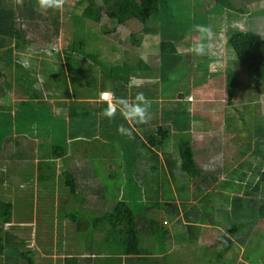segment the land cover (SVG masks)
<instances>
[{
	"label": "rangeland",
	"instance_id": "rangeland-1",
	"mask_svg": "<svg viewBox=\"0 0 264 264\" xmlns=\"http://www.w3.org/2000/svg\"><path fill=\"white\" fill-rule=\"evenodd\" d=\"M13 1L17 6L22 2V0ZM76 1H39L38 12L44 13V15L48 14L50 19L47 24L41 23L34 32L36 33L35 38L40 36V42L34 41L28 44L32 47L40 45L42 47L41 56H44L46 52L49 53L50 64L47 67H42L44 71L41 67L37 72L34 70L32 77L29 75V83H33L41 91L42 98L48 106L57 111H60V107L56 105V100L60 98L71 100L75 89L79 91V95L87 97V105L92 109L100 107L104 101H107L108 104L112 103L115 107L117 98H126L132 102L137 93L143 92L145 97L151 101L147 118L142 121H147L148 125L146 128H135V119L125 118L131 124L130 127H127V124L125 126L133 135L132 141L128 140L127 135L121 134V131L119 135L105 136L106 127L105 130H101L102 134L98 137V134L94 133L96 130L93 129L92 134L85 135L83 139H70L66 152V157L69 159L67 170L75 172L79 169H86L84 174L78 176L75 194H70V191L71 185H74L76 181L62 175L61 158L34 159L31 156L36 152L32 151V146L38 145L39 138H30L23 134L7 137L4 141V148L7 151L5 159L7 170L10 172L11 169L8 165H12V160L16 159L15 161H17L21 158L25 160L24 163L31 164L33 161V166L37 168L34 177L30 180L21 175L14 178L10 173L7 181L0 185V197L17 204L12 220L13 230L26 238L28 248L36 251L38 264H63V258L67 252L71 250L74 252L75 248H78V243L80 244L82 241H85L86 245L93 249L98 245V248L101 247L100 252H104L103 240L106 233L101 230L96 232L90 240L91 242L88 238L78 236L79 230L76 223H73L70 218L60 217L61 205L65 202L63 200H66V209L78 210L85 218L88 216L87 221L89 222L93 216H101L104 212L113 210L118 201L116 197L121 192L119 190L120 178L124 177L129 181L125 190V200L133 207L138 206L137 211L140 210L137 212L136 220L139 223L141 248L157 254L154 257L161 256L160 259L164 260V264H264V224H262V219L261 222L259 219L261 217L260 208L254 202L255 199L264 202V186L261 191L252 190L264 167V144L258 151L255 140H250L259 125L264 123V83L252 81L253 79L251 80L242 64H240V68L236 69L237 57L233 62L234 65L227 69L229 62L228 56H226L225 30L226 24L232 26V24L240 22L235 19V14L233 13V17L229 18V22L226 21V17L221 20L222 16L220 20H216L217 23L212 22L207 25L208 31H211L209 44H203V41L197 44L199 38L191 35L190 30L184 29L183 33L187 37L182 41H177L179 51L183 53L181 61L164 68L161 52L137 48L128 40V35L131 32L141 29L142 25L137 22L116 27L106 18L99 25L86 21V27L78 22L75 28V25L72 24V16L77 14L76 12L80 13V10L75 12ZM244 1L246 2V0H240L239 3L238 0H233L236 4L239 3L242 8L244 5L241 2ZM197 2L206 9H212L214 4L210 0L189 1L190 4ZM179 4L181 5L180 10H182L183 4L181 2ZM263 7L264 0H252L246 11L253 12ZM200 8L204 10L203 7ZM49 9H52L54 13L50 14ZM55 13L60 19L58 33L53 30L55 24L52 21ZM221 15L223 14L220 13L219 16ZM212 26H219V32L212 31ZM75 30L79 32L77 35L79 39L84 37L89 42L88 47L96 46L102 49V58L111 61L131 59L135 62L140 57H146L154 68L148 72L149 74L134 72L131 76L130 89L124 97H118L108 91L111 95L107 99L101 94L100 97L93 98L87 92L89 89L92 92H100L95 88L93 80L101 81L103 79L102 71L95 66L93 71H97V75L93 77L90 74L92 63L86 57L80 58L79 54L76 56L81 59L83 64H77V66H73V70H69L68 62L64 58L65 53L61 52L62 48L71 44V35ZM207 41L208 39L205 40V42ZM9 44L10 42L6 46L15 45L14 41ZM199 45H203V51H200L201 57L197 54ZM52 48L60 51L59 59H56L57 54L50 53ZM24 49L27 48L24 47ZM24 49L21 52H24ZM3 50H7V48ZM15 51L20 50L15 48ZM1 55L2 52H0ZM1 57L0 63L4 66L3 69L13 67L11 69L13 88L8 89L1 84L0 114H14L19 106L18 96L12 100L11 96H5L2 92L8 91L11 94L15 90L17 76H22V71L20 73V70L17 69V62H21V60L14 59L16 62L13 60L8 66L6 62L8 57L6 59L3 57L1 59ZM200 60L204 61L203 65L202 63L198 64ZM37 61L32 59L26 64L37 65ZM26 68L29 69L30 65ZM87 70H89L88 73ZM228 73L235 77V82L238 85L236 86L237 93L232 100H229L226 86ZM92 92L90 91V93ZM173 110H177L178 116L181 115V118L183 117L181 113L186 110L191 116L200 117L190 119L192 129L187 133L192 136L196 161L204 171L220 173L217 183L211 185L202 194L196 193L194 190L196 186H201V183L199 181L190 182L193 180V176L181 173L183 171L180 167L179 144L182 133L180 134L172 122L173 114L170 112ZM93 116L86 118L88 119L87 126L86 128L82 126L83 128L80 129L82 133L91 129ZM156 123H162L173 131L172 136L165 140L162 147L154 148L158 152L159 158L158 155L150 154L147 147H143L142 142L140 143V139L147 142V137L155 133ZM243 126L246 134L241 132ZM79 128L80 126L74 127L77 131ZM123 128L125 129V127ZM135 134L140 136L139 140L135 138ZM248 134L249 138H247ZM32 141L34 144L31 145ZM18 151L23 155L13 158L12 154ZM30 156L32 159L28 158ZM169 157L174 160L176 175L160 177L162 168L169 171L167 164ZM106 162L111 166L108 167ZM154 162L158 164V169L153 168ZM121 165L123 173L119 177L114 175L116 179H112L110 171L117 170L118 173ZM23 167L25 171L30 169V166ZM254 167H258L259 171L254 170ZM233 174H235V178L231 179ZM147 175L151 177V183H147ZM5 176H8L7 171H5ZM239 177L243 180L240 181ZM141 178L146 179V182L143 183ZM67 182H70L71 185ZM189 182L193 198L190 199V204H185L182 201V194L183 196L187 194L186 189ZM134 184H137L138 188L133 189L132 193L138 196L139 202L130 194L128 195L130 186ZM158 189L161 190L158 193L155 192ZM105 192L108 197L102 196V194L105 195ZM197 194L199 195L195 196ZM181 201L184 203L183 206L189 210L185 220L191 219L193 224L198 225L193 226L195 230L193 228L185 240V226L182 220L178 221V224H182L177 226L176 236L169 238L163 245L157 243L155 241L156 234L150 228L151 214L153 211L161 213L162 208L164 211L161 213V218H165L167 222L165 226L170 227L175 222L178 212L174 211L173 214L166 208L172 209L177 205L183 207ZM156 202H160V204L158 206L147 204L154 205ZM193 204L196 206L191 210ZM253 220L257 224L254 225L253 231L250 233L248 232L250 229L248 222H253ZM236 221L246 222L247 226L240 227V230L237 228L233 232L236 238L246 241L227 243V241H237L230 232ZM9 225L11 224L7 226L9 227ZM89 225L87 224V227ZM173 228L175 229V227ZM226 236L231 239H225ZM81 251L83 254L88 253L85 249H81ZM162 251L166 253L161 255ZM0 260L3 264H13V262H6V257L0 258ZM120 263L136 264V260L128 258L127 261L121 260Z\"/></svg>",
	"mask_w": 264,
	"mask_h": 264
},
{
	"label": "trees",
	"instance_id": "trees-1",
	"mask_svg": "<svg viewBox=\"0 0 264 264\" xmlns=\"http://www.w3.org/2000/svg\"><path fill=\"white\" fill-rule=\"evenodd\" d=\"M39 1L40 0H22L21 4L17 6L13 0H0V52H2L1 56L4 59L8 57L6 60L8 66L14 59L17 61V59L23 56L21 51L24 47L27 48L24 49L26 52H38L40 56L42 54V51H40L42 47H40V45L32 47V45L28 44L34 41L40 42V36L35 38L36 33L34 32L40 27L41 23H43V25L45 23L47 24L48 19H50V17L47 16L48 14L44 15V13L38 12L37 6ZM189 1L190 0H77L75 12L80 10V13L76 12L77 14L72 16V24L75 25V28L78 22L82 23L83 27H86V21L99 25L102 24L106 18L113 22L116 27L125 26L131 22H137L142 25V27L139 31L131 32L128 35V40L137 48L161 52V59L165 68L178 64L182 59L183 53L179 51L177 41H182L187 37V35L183 33L184 29L190 30L192 32L191 35L199 38V41L196 42L197 44L202 43V41L203 44H209L211 42L209 39L211 31L201 32L198 31L195 26L201 25L208 29L207 25L209 23H215L216 20H220L222 16L223 19L221 20H224L226 17V21L229 22V18H232L234 13L235 19L240 22H236L232 24V26H227L228 24H226V56H228L229 62L227 69H230V67L234 65L233 62L237 57L235 63L236 69L240 68L239 66L242 64L246 68L251 80L253 79L252 81L264 83V31L262 32V29L264 30V7L249 12L246 10H248V6L252 0L241 2L244 5L243 8L239 4L240 0H238L239 3L237 4L233 2V0H210L214 3L213 7L212 9H206L198 2L190 4ZM180 2L183 4L182 10L179 8L181 7L179 4ZM200 7H203L204 10ZM197 8L198 10H196ZM49 11H51L50 14L54 13L52 9H49ZM220 13L223 15L219 16ZM52 22L55 24V28L53 29L54 32L58 33L60 26L58 14L55 13ZM221 24H223V21H221ZM261 25L263 26L262 29ZM218 27L219 26H212V31H216V33L219 32ZM114 29L117 30V28ZM78 34L79 32L77 30L72 33L71 44L62 48L61 52L64 51L65 53L64 58L68 62L69 70H73V66H77V64H83L80 58L86 57V59L92 63L90 74H92L93 77L97 75V71H93L95 66L102 71L103 79L99 82L93 80L95 88L100 92L110 91L118 97H124L130 89L131 76L134 72L138 71L149 74L148 72L152 71L151 69L154 68L153 64L151 65L146 57H140L135 62L131 59L111 61L102 58V49L96 46L92 48L88 47L87 45H89V42L84 37L79 39L77 37ZM207 39L209 42H205ZM13 41L15 45L12 46L10 44ZM9 42L10 47L6 46ZM6 48L7 50H3ZM15 48L20 51L16 52L14 50ZM51 52L53 55H58L56 59L60 58V51L52 48V51L50 50V53ZM48 54L49 53L46 52V54L44 56L42 55L41 59L37 61L38 68L41 67L42 69V67H47V65L50 64V55ZM76 54H79L80 58L76 56ZM197 54L199 57L202 56L200 51ZM15 60L14 62H16ZM199 63L203 65L204 61L200 60L198 64ZM18 66L20 68L17 67V69L20 70V73L22 71V76H17V84H15L18 89V96H23L28 99H21L19 101V106L14 117L10 113L4 114V118L0 116V119L3 120V122L0 120V150L5 137L8 136L9 133H12L13 130H16L21 133H29L34 138H39L41 141L40 145L47 149L45 151L46 157L59 158L66 153V141L75 134L74 124L76 121H83V125L86 128L88 120L86 118L94 115L92 118L93 128L87 129L86 133H83V136L91 135L93 129L97 130L99 119L106 125L113 124L117 127L118 123H121V126H125L126 124L127 127L130 126L129 123L125 121V117L120 114L118 108L112 118L105 116L104 110L109 105L107 101H104L100 107L92 109V107L87 105V100L77 101L75 99H59L56 100V105L61 108V111L57 112L56 109L48 106L46 101L42 98L41 91H39L33 83H29V72L21 67L20 62ZM3 68L4 66L0 63V83H2L5 88L12 89L13 74L11 69L13 67L9 69ZM198 69H200V66H198ZM42 71L44 70L42 69ZM88 71L89 70H87V73ZM60 75L62 74L60 73ZM227 80L226 86L228 96L229 100H232L237 93L236 86L238 85L235 82V77L231 73L227 74ZM139 89L141 90L143 88ZM90 91L92 92L91 89L87 92L89 96L93 98L100 97V92L90 93ZM176 114L177 110L175 111L174 122L176 127L180 129L191 127V118H200L196 117V115L191 116L187 110L181 113L183 115L182 118L181 115L178 116ZM242 131L246 134L244 126L241 129V132ZM94 133L96 132L94 131ZM155 133L150 134L148 142H142V146L147 147L148 151L153 156L158 155L159 157L158 152H156L154 148L161 147L172 132L165 126H159L158 131ZM159 135H161V137H159ZM109 136L115 135L111 134L108 135V137ZM247 138H249V134ZM251 139L255 140V146H257V149H259L258 151H260V146L264 144V123L259 125L257 130L251 135L250 140ZM117 144H119V142H117ZM105 146L108 147V145ZM179 155L181 158L180 167L183 173L193 176V180H190V182L199 181L201 183V186H196V189H194L196 193L202 194L211 185L217 183L220 173L215 174L211 171H204L198 164L195 158L192 137L187 133L181 134ZM167 162L169 167L174 169V160L171 157L167 159ZM253 169L259 171L258 167H254ZM19 171V174L26 178H28V176L30 177L32 174L30 170L25 171L23 166L20 167ZM63 174L71 179L74 176L73 172L68 170H65ZM235 174H233L231 179L235 178ZM8 178V176H5L3 167L0 164V185L4 184ZM239 178L240 181L243 180L241 177ZM190 182L187 185V194L185 196L182 194V201L185 204H190V199L193 198ZM67 183L71 185L70 182ZM135 185L137 186V184ZM262 186H264V167L257 181H255L252 190L261 191ZM70 192L75 193V184L71 185ZM131 194V196L137 200L138 196H135L132 192ZM63 201L65 202L61 205L59 215L60 217L70 218L73 223H76L77 229L79 230L78 236L88 238L90 241L95 236L96 232L101 230L106 233L105 239L103 240L104 252H100L101 247L98 248V245L93 249L86 245L85 241H82L80 244L78 243V248H75L74 252L72 250L67 252V255L63 258V264H121L120 262L124 260V257L130 260H136V264H164V260L160 259L161 256L149 257V255L145 254L153 255L154 253L150 250L141 248L139 223L136 220V217H138L137 212L140 211H137L138 206L133 207L126 200H119L113 210L101 216H93L88 222V216L85 218L78 210L66 209L67 201ZM183 202L182 206L184 204ZM254 202L258 205L257 207L260 208L261 217H259V219L260 222L262 219V224H264V202L258 199H255ZM147 204L150 206H158L160 202H156L154 205ZM178 206L179 205L174 206L172 209L179 213L180 207ZM195 206L196 204H193L191 210L194 209ZM16 207L17 204L6 201L0 197V258L6 257V262H13V264H38L36 251L28 248L26 238L13 230L14 227L12 226H14V224L12 220ZM182 208L184 214L181 216V220L182 218L185 219V216L189 212L184 206ZM166 209L171 212L170 208ZM163 211L164 210L161 209L162 213ZM150 222V228L152 232L156 234L157 243L163 245L170 235L169 227H166L164 223L155 218H152ZM248 223V227L250 228L248 232L251 233L257 222L253 220V222L250 221ZM8 224L11 225L8 227ZM87 224L90 225L87 227ZM195 225L198 224H193L191 219H187L185 240L187 236L190 235ZM242 226H247L246 222L242 223L241 221H236L230 229L232 236H234V230H237V228L240 230ZM234 238L236 237L234 236ZM225 239L230 240L231 238L226 236ZM236 239L237 241H227V243H242V241H246L244 239ZM100 245H102V243H100ZM81 249L87 250L88 253L83 254ZM117 259H119V261H116ZM0 264H3L1 260Z\"/></svg>",
	"mask_w": 264,
	"mask_h": 264
},
{
	"label": "crops",
	"instance_id": "crops-1",
	"mask_svg": "<svg viewBox=\"0 0 264 264\" xmlns=\"http://www.w3.org/2000/svg\"><path fill=\"white\" fill-rule=\"evenodd\" d=\"M15 50V49H14ZM22 54H23V56L22 57H20L19 58V60H21V62H20V64H21V67L25 70V71H27V72H29V74H30V76H32V74L34 73L33 71L35 70L36 72L38 71V66L37 65H34V64H32V63H30V64H26V62H28V61H30V60H39V59H41V56L39 55V53L38 52H26V51H24V52H21ZM19 64V62H17V65ZM28 65H30V68L29 69H27L26 67L28 66ZM18 68H20L19 66H17ZM21 68V69H22ZM1 84L2 83H0V88H1ZM2 86H3V84H2ZM4 87V86H3ZM9 89H11V88H9ZM28 91H29V89H28ZM1 93V92H0ZM3 94H5V96L7 95V96H11L12 97V100H15V98H17V96H18V91H17V87H16V85H15V90L14 91H12V93L10 94V93H8V91H6V93L5 92H2ZM79 93V91L77 90V89H75V92H74V94H73V98H72V100H77V101H84V100H87V97H84L83 95H79L78 94ZM1 95V94H0ZM21 97H23V96H18V100H17V102L19 103V101L21 100V99H28V98H26V97H24V98H21ZM61 100H62V98H60ZM60 111H61V108H60ZM60 111H57V112H60ZM174 111V112H173ZM172 111V116H171V118H172V122L174 123V125H175V122H174V115H175V111L176 110H173ZM11 114V113H10ZM16 113H14V114H11L13 117H14V115H15ZM179 113H178V111H177V114L176 115H178ZM0 116L2 117V118H4L3 116H5L3 113L2 114H0ZM1 120V122H3V120L2 119H0ZM102 120L101 119H99V121H98V123H97V130L95 131L96 133L95 134H98L97 135V137L100 135V134H102L101 133V130L103 131V130H105V127H106V131L104 132V135L105 136H108V135H111V134H113V135H119V133H121L119 130H117V129H120L121 127H125V129H126V126H121V123H118V125H117V127H115V125H113V124H110V125H106V124H103L102 122H101ZM125 121L126 122H128L126 119H125ZM135 121H136V126H135V128H142V127H145L146 128V126L148 125V122L147 121H145V122H142V121H140L139 119L138 120H136L135 119ZM125 122V123H126ZM124 123V122H123ZM129 123V125H131L130 124V122H128ZM162 123H156V129L154 130V132H156V131H158V128H159V126H165L164 124H162ZM192 125V124H191ZM75 126H80V128H79V130L77 131L76 129H74V131H75V134H74V136L73 137H70L67 141H66V144H65V146H66V152H67V146H68V142L70 141V139H75V140H77V139H83L84 138V136H83V133L80 131V129L81 128H83L84 127V125H83V121H76V123L74 124V127ZM83 126V127H82ZM130 127V126H129ZM175 128H177V130L180 132V134L181 133H188V131H190L192 128L191 127H188V128H185V129H180V128H178V127H176V125H175ZM71 129V128H70ZM147 130V129H146ZM172 133H173V131H171ZM109 133V134H108ZM172 133H171V135L170 136H172ZM28 135L30 138H33L29 133H25V132H23V133H21V132H17L16 130H13V132L12 133H9V135L8 136H6L5 137V139L7 138V137H11V136H16V135ZM121 134H123V133H121ZM127 138H128V140H131L132 141V138H133V135L131 134V136H129L128 137V135L126 136ZM190 137H192V136H190ZM135 138L137 139V140H139V138H140V136L139 135H137V134H135ZM5 139L3 140V144H2V148H1V150H0V164H1V166L3 167V172H5V171H7V174H8V177H10V173H11V175L15 178V177H18L20 174H19V169H20V167H22V166H30V171L32 172V174H31V176L29 177L28 176V180H30V178H32V177H34V174H35V170L37 169L35 166H33V161H32V163L30 164V163H24V159H18L17 161H15L16 159H14V160H12V165H8L9 167H10V172L7 170V166L5 165V159H6V157H7V151H6V149L4 148V141H5ZM40 141V140H39ZM41 142V141H40ZM40 142L38 143V145L36 146V147H34V145L32 146V151L33 150H35L36 152L33 154V155H31V156H33V158L34 159H38V158H41V157H43V158H49V157H46V155H45V151L47 150V149H45V147H43V146H41L40 145ZM141 142H144V141H141V139H140V143ZM147 142H148V137H147ZM147 142H145V143H147ZM32 144H34L33 143V141H32V143H31V145ZM121 144V143H120ZM142 144V143H141ZM162 147V146H161ZM44 148V149H43ZM155 148H158V147H155ZM4 149H5V153H4ZM45 150V151H44ZM66 154L67 153H65V155L64 156H62V157H59V158H61L62 159V165L60 166V170H61V173H62V175L64 176V171L66 170L67 171V169H68V161H69V159L66 157ZM19 155H23L22 153H20L19 154V151L18 152H16V153H13L12 154V156H13V158H16V156H19ZM28 157V158H30V159H32V157ZM152 157V156H151ZM150 157V158H151ZM159 158V157H158ZM56 159H58V158H56ZM55 159V160H56ZM152 159V158H151ZM20 160V161H19ZM106 164H107V166L108 167H110L111 166V164H109V163H107L106 162ZM167 164H168V162H167ZM153 168H157L158 169V164H156V162H154V167ZM156 169V170H157ZM168 169H169V171H167V170H165L164 168H162V170H161V172H160V174H159V176L160 177H162V176H164V175H168L169 177H173V175L175 174L176 175V173H175V171H174V169H171L170 167H169V165H168ZM29 170H27V171H29ZM81 170H83L82 172H81ZM108 170V169H107ZM68 171H70V172H73V174H74V176L72 177V179H74L76 182H75V193H76V188H77V179H78V176L79 175H81V174H84V172L86 171V169L85 168H83V169H79V170H77V171H72V170H68ZM170 172H171V174H170ZM123 173V171H122V165H121V169H120V171L117 173V170H115V171H110V175H112V176H110L112 179H116V178H114V177H116V176H114V175H117L118 177H119V175H121ZM182 174H183V172H181ZM143 177V176H142ZM121 179V181H120V188H119V190H121V192H120V194L116 197V198H118V201L120 200H125V197H126V194H125V190H126V188H127V185H128V178H124V177H122V178H120ZM140 179V178H139ZM138 179V181L141 183V181L143 182V183H145L146 181V179H143V178H141V181ZM150 180H151V182H152V179H151V177L149 176V175H147V183H151L150 182ZM122 183V184H121ZM138 187V185L136 186L135 184L134 185H131L130 186V188H129V193H128V195L130 194V195H132L131 194V192H133V189H135V188H137ZM103 189H105V188H103ZM161 189H158V190H155V192H159ZM75 193H71L70 192V194H75ZM102 196H105V197H108V195H107V192H105V195L104 194H102ZM120 197V198H119ZM117 201V202H118ZM127 201V200H126ZM116 202V203H117ZM178 207H180V206H178ZM162 209V208H161ZM106 212H108V211H106ZM106 212H104V213H106ZM103 213V214H104ZM162 213V212H161ZM161 213H158V212H155V211H153V214H151V218L150 219H152V218H155V219H158L159 221H161L162 223H164V224H166V219L165 218H161L162 217V214ZM171 213H173L174 214V210L173 209H171ZM183 214H184V211H183V208L182 207H180V212L178 213V214H176V217H175V222H173L172 224H171V226L169 227V229H170V235H169V237H167V239L165 240V241H167L169 238H173V236L175 235L176 236V234H177V226H180L182 223L184 224V226H185V229H186V223H187V219L185 220L184 218H182V223L181 224H178V221H181V219H179V218H181V216H183ZM153 216V217H152ZM148 227V226H147ZM173 227H175V229L173 228ZM149 228V227H148ZM183 229V228H182ZM182 233V232H181ZM146 238H150L149 236H145ZM155 241H157V239H155ZM148 253V252H147ZM162 253V254H161ZM160 254L161 255H163V254H165L166 252H161ZM145 255H149V257L151 256V257H153V256H157V254H145ZM124 260H126L127 261V258L126 257H124Z\"/></svg>",
	"mask_w": 264,
	"mask_h": 264
},
{
	"label": "clouds",
	"instance_id": "clouds-1",
	"mask_svg": "<svg viewBox=\"0 0 264 264\" xmlns=\"http://www.w3.org/2000/svg\"><path fill=\"white\" fill-rule=\"evenodd\" d=\"M198 31L201 32H207L208 29L204 28L201 25L195 26ZM199 51H203V45L198 46ZM111 93L104 92L101 93V96L107 99ZM151 106V101L148 100L143 92L137 93L135 100L130 102L126 98H117L115 101V107L112 103H109L108 107L104 110L105 116L112 118L116 112V109H119V112L121 115H123L125 118L129 119H139L140 121H144L147 118V114L149 112ZM123 134L131 136V133L127 130L121 127L119 129Z\"/></svg>",
	"mask_w": 264,
	"mask_h": 264
}]
</instances>
